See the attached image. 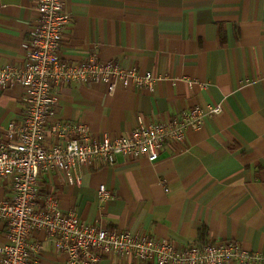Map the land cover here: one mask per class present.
Wrapping results in <instances>:
<instances>
[{
  "label": "crops",
  "instance_id": "0c3cea01",
  "mask_svg": "<svg viewBox=\"0 0 264 264\" xmlns=\"http://www.w3.org/2000/svg\"><path fill=\"white\" fill-rule=\"evenodd\" d=\"M65 7L71 23L62 40L64 61L97 54L150 71L157 83L154 92L131 83L112 93L103 84H60L57 117L85 123L101 138L129 135L139 115L165 121L192 105L206 114L201 128H189L183 143L165 145L156 161L121 154L95 160L83 167L81 185L64 171L42 172L35 205L53 195L79 223L179 247L203 237L235 240L264 254V0H65ZM38 16L36 0H0V66L25 65ZM218 102L223 110L209 114L208 105ZM24 113L21 85L0 93V140ZM11 182L8 176L0 183L1 199L11 195ZM101 184L113 193L108 201L99 198ZM6 233L0 221V243ZM31 242L39 247L29 264H67L68 252L45 230L33 232ZM100 264L140 263L109 254Z\"/></svg>",
  "mask_w": 264,
  "mask_h": 264
},
{
  "label": "built area",
  "instance_id": "2783aa9c",
  "mask_svg": "<svg viewBox=\"0 0 264 264\" xmlns=\"http://www.w3.org/2000/svg\"><path fill=\"white\" fill-rule=\"evenodd\" d=\"M38 23L25 46L22 68L0 66V93L9 86L24 90L25 113L13 122L0 140V183L10 176L11 195L0 198V221L7 227L5 243H0V264H29L32 233L45 230L58 248L69 254L67 264H100L109 254L134 257L140 264H256L264 254L249 251L235 240L194 241L179 247L169 239L148 234H133L126 229H107L77 221L75 213H64L53 195L43 205H35V185L48 169L64 171L72 184L81 185L82 169L95 160L110 161L117 155L158 160L167 144L183 143L189 128L204 124L206 112L192 105L182 115L168 120L147 121L138 116L129 135L104 134L93 137L82 122L57 117L55 87L79 82L90 87L103 84L112 93L121 84H135L154 92L157 77L150 71L138 73L113 59L91 54L76 64L61 55L64 32L71 23L65 0H36ZM223 104L210 103L208 113L219 114ZM51 138L55 142L48 144ZM167 190V189H165ZM101 201L113 193L104 184L98 188Z\"/></svg>",
  "mask_w": 264,
  "mask_h": 264
},
{
  "label": "trees",
  "instance_id": "16d2710c",
  "mask_svg": "<svg viewBox=\"0 0 264 264\" xmlns=\"http://www.w3.org/2000/svg\"><path fill=\"white\" fill-rule=\"evenodd\" d=\"M206 241H207L206 237H203V239L201 240L202 243Z\"/></svg>",
  "mask_w": 264,
  "mask_h": 264
}]
</instances>
